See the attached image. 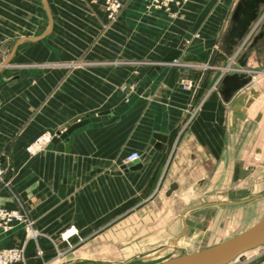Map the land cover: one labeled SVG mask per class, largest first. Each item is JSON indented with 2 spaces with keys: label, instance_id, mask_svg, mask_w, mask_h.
I'll return each mask as SVG.
<instances>
[{
  "label": "crops",
  "instance_id": "crops-1",
  "mask_svg": "<svg viewBox=\"0 0 264 264\" xmlns=\"http://www.w3.org/2000/svg\"><path fill=\"white\" fill-rule=\"evenodd\" d=\"M91 1L73 13L79 35L74 34L67 52L58 47L50 55L41 42L48 31L15 44L18 51L26 40H41L36 47L25 46L20 58L25 69L18 78L0 70V209L26 213L41 239L71 225L86 238L110 239L109 226L121 218V236L114 238L125 240L130 239L123 236L130 224L123 219L130 199L163 190L168 198L189 197L185 215L172 222L175 230L189 231L207 194L219 191L220 177L234 181L237 175L234 166L225 167L226 122L248 121L262 90L246 114H233L237 100L231 99L238 94L226 100L225 82L235 74L249 77L248 70L236 63L228 35L222 37L221 27L210 21H200L201 28L207 26L200 40L188 41L194 32L190 20L198 15L190 9L175 18L148 7L147 0H132L113 22L103 0ZM38 7V0H0V49L1 34L10 41L13 33L34 31ZM173 52L177 58L167 60ZM138 89L139 98L117 119L102 115L92 121L126 103ZM86 119L91 121L74 130L68 143L28 151L38 137L50 134L53 140ZM132 152L142 157L128 163ZM173 183L178 189L168 196ZM27 237L21 225L0 229V250L26 247V261L17 264H36Z\"/></svg>",
  "mask_w": 264,
  "mask_h": 264
},
{
  "label": "rangeland",
  "instance_id": "rangeland-1",
  "mask_svg": "<svg viewBox=\"0 0 264 264\" xmlns=\"http://www.w3.org/2000/svg\"><path fill=\"white\" fill-rule=\"evenodd\" d=\"M103 1L108 19L114 22L132 0ZM116 1L121 2L122 7L110 15L112 10L109 8ZM242 1L180 0L178 4L172 3L169 10H164L175 18L176 13L179 14L187 9H190L193 14H198L190 20L194 32L188 41L200 40L202 35L204 36L202 32L207 28V26L201 28V20H205V23L210 21L211 26L213 24L216 27L220 26L222 37L229 36L231 27L235 23L233 16ZM91 3V0H47L46 2L38 0L37 9L40 16L37 18L38 24L34 17V31L31 34L13 33L10 41H3L7 34H1L0 70L10 72L12 80L15 77L18 78L17 74L23 73L25 69L24 60L20 59L24 58L25 46L36 47L41 40L50 55L54 53L56 55L58 47L67 52L74 37L79 35V32H76L79 26L73 19V13L88 8ZM146 3L148 7L156 8L151 6L148 0ZM46 5H48L50 15ZM224 11L228 14L222 23L219 19ZM259 15L252 20L243 37H238L233 43L230 42L232 43L231 50L235 51L233 53L236 63L240 62L239 66L248 70V75L252 78V86L259 91L262 90L260 99L250 111L248 121L242 119L239 124L233 121L232 125L229 119L226 122L229 153L225 167L226 169L230 166L236 168L237 175L233 178L234 181L226 175L220 177L219 191L207 194V199L201 204H206V206L195 212L196 214L192 217L194 219L189 224V231L175 230L172 223L181 215H185L187 206H189L188 196L185 195L182 199L180 195L168 198L163 190L152 196L145 193L139 200L130 199L129 212L123 218L126 219L125 223L130 221V224H126L124 228L128 229V233L127 231H124L126 235L123 233V236H129L130 239L114 238L121 236L119 223L121 218L116 219L109 226L112 234L109 233L107 236L110 239L96 240L93 237L86 238L80 233L83 240L78 237L73 238L74 247L72 249L66 242L61 241V233L58 236L46 234L44 239H39V244L45 250L43 258L37 255V244L32 242L35 249L33 259L36 264H74L87 260V262L96 264H158L217 245L247 230L262 218L264 215V37L257 43L254 42V37L261 30L264 32V3L259 8ZM46 32L49 34L44 39L26 40L21 49L14 50L17 42L26 38H37ZM69 50L72 51V49ZM236 100V97L231 99L233 103ZM233 111V114L240 113L235 109ZM259 114H262V118L257 120ZM29 148L30 146H28V151L31 152ZM40 151L42 149L31 153L35 154ZM148 196L150 198H147ZM254 196L257 197L253 199ZM230 199H239V201L233 203ZM140 201L141 204L135 207ZM112 218H108L107 221ZM136 221H139V225L135 223ZM75 227L78 229L77 226ZM134 232H139L143 238L133 239L136 235L140 236ZM229 264H264V245L243 253Z\"/></svg>",
  "mask_w": 264,
  "mask_h": 264
},
{
  "label": "water",
  "instance_id": "water-1",
  "mask_svg": "<svg viewBox=\"0 0 264 264\" xmlns=\"http://www.w3.org/2000/svg\"><path fill=\"white\" fill-rule=\"evenodd\" d=\"M247 29L248 22L241 27L235 28L230 34V37L227 39V42H233L234 37L238 34L240 36H243L246 33ZM177 56V53L173 52L167 58V60H174L177 58ZM251 82L252 78L250 76L244 78L242 76L240 77L238 74L229 76L226 80L225 83L228 88V91H226V100L238 94L237 96H235L237 99V104L235 107L236 112H242L246 114L247 109L253 104L255 99L260 96V91L258 89H256L254 86H248L251 84ZM246 86H248L247 89L244 92L239 93V91ZM141 93L142 89H138L136 93L130 96L126 103L115 108L114 111L106 112L100 114L96 118H92V121H100L102 115H108L111 121L117 119L122 113L126 112L136 102ZM90 121V119H86L78 122L77 124L71 126L66 132L53 138L51 144L49 145V149H52L55 144L62 140L68 143L69 136L73 133V131L86 125ZM155 139L159 140L160 137L155 136ZM128 166H125L124 168H127ZM177 189L178 185L176 183H173L170 186L167 195H172ZM262 245H264V215L253 226L226 241H223L204 250L170 259L158 264H229L237 260L243 253L258 248ZM74 264L82 263L77 262Z\"/></svg>",
  "mask_w": 264,
  "mask_h": 264
},
{
  "label": "built area",
  "instance_id": "built-area-1",
  "mask_svg": "<svg viewBox=\"0 0 264 264\" xmlns=\"http://www.w3.org/2000/svg\"><path fill=\"white\" fill-rule=\"evenodd\" d=\"M151 4V6H154L158 9H168L170 8L172 3H179L180 0H148ZM186 1V0H183ZM120 7H122L121 2H114V4L111 5L109 9L112 10L110 12V15H113V11L118 10ZM52 141V136L50 134H45L37 138L33 144L30 145V151L36 152L40 149H45ZM141 154L139 152H132L127 157V162L132 163L135 161H138L141 159ZM2 176V172L0 171V177ZM15 225H21L23 226L28 242H35L37 244V255L41 258L45 255V250L41 247L39 244V239L41 237V234L36 231L34 227L33 220L24 212L20 210H6V209H0V229L4 232H8L11 230ZM78 237L80 240H83V238L80 235V232L78 229H76L75 226H71L68 229L64 230L61 235L60 239L63 242H66L70 249H72L74 246L72 245L73 238ZM26 247L24 248H4L0 250V264H17V263H23L26 261ZM61 254V253H60Z\"/></svg>",
  "mask_w": 264,
  "mask_h": 264
},
{
  "label": "flooded vegetation",
  "instance_id": "flooded-vegetation-1",
  "mask_svg": "<svg viewBox=\"0 0 264 264\" xmlns=\"http://www.w3.org/2000/svg\"><path fill=\"white\" fill-rule=\"evenodd\" d=\"M264 0H243L238 5V10L234 14V25H232L230 33L228 38L230 37V34L235 28L241 27L245 25L248 22V28L252 22V20L256 19L259 16V8L261 5H263ZM244 36V35H243ZM239 34L234 37V41L238 37H243ZM264 37V32L261 30L255 37L254 42H258L260 38ZM227 38V39H228ZM233 41V42H234Z\"/></svg>",
  "mask_w": 264,
  "mask_h": 264
},
{
  "label": "bare ground",
  "instance_id": "bare-ground-1",
  "mask_svg": "<svg viewBox=\"0 0 264 264\" xmlns=\"http://www.w3.org/2000/svg\"><path fill=\"white\" fill-rule=\"evenodd\" d=\"M262 247V246H261ZM88 261V260H87ZM87 261H80V263L82 264H96V263H92V262H87ZM90 261V260H89ZM168 261V260H167ZM98 264V263H97Z\"/></svg>",
  "mask_w": 264,
  "mask_h": 264
}]
</instances>
